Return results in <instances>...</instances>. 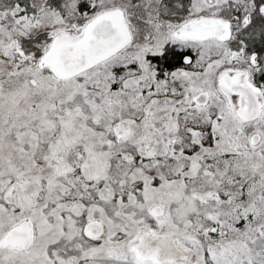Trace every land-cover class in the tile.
Here are the masks:
<instances>
[{
    "label": "snow or ice",
    "instance_id": "1",
    "mask_svg": "<svg viewBox=\"0 0 264 264\" xmlns=\"http://www.w3.org/2000/svg\"><path fill=\"white\" fill-rule=\"evenodd\" d=\"M0 264H264V0H0Z\"/></svg>",
    "mask_w": 264,
    "mask_h": 264
}]
</instances>
